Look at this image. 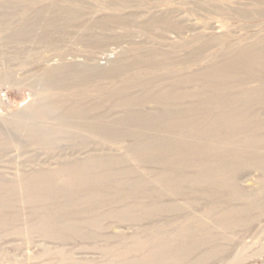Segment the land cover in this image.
Segmentation results:
<instances>
[{"label":"rangeland","instance_id":"1","mask_svg":"<svg viewBox=\"0 0 264 264\" xmlns=\"http://www.w3.org/2000/svg\"><path fill=\"white\" fill-rule=\"evenodd\" d=\"M263 82L264 0H0L1 183L21 185L36 172L59 179L60 168L70 175L93 158L101 165L84 166L102 172L99 182H59L50 200L35 201L40 189L13 197L21 216L18 228L0 226V264H264V166L238 158L264 154V145L246 144L264 143ZM130 115L148 133L113 138L132 129ZM223 116L225 129L215 126ZM101 123L99 139L91 131ZM156 143L159 156L145 149ZM198 154L197 177L216 180L203 184L211 199L186 166ZM23 198L72 208L60 221L72 228L35 229ZM245 204L247 218L225 214ZM186 237L196 250L183 256ZM212 241L221 252L200 261Z\"/></svg>","mask_w":264,"mask_h":264},{"label":"bare ground","instance_id":"2","mask_svg":"<svg viewBox=\"0 0 264 264\" xmlns=\"http://www.w3.org/2000/svg\"><path fill=\"white\" fill-rule=\"evenodd\" d=\"M262 52V51H261ZM209 75H211V74H209ZM259 88H261L262 90H260ZM258 88V90L257 91H259V92H263V90H264V82L263 83H261V86ZM77 115L78 116H83L84 115V113H80V112H78L77 113ZM133 116L134 115H130L129 117H128V119L124 122V123H126V125H128L130 128H132V129H130V130H132V131H130V130H125V131H123L122 130V128H120V127H118V130H119V132H117V133H115V134H113V138H122V137H127V136H130V137H132V136H137V135H139L140 133H145V131H142L140 128H139V126L136 128V119L133 121ZM124 120H122V122H123ZM227 117L226 116H223V117H221V118H219V120H218V122L220 123V126L219 125H215V126H217V127H220V128H224L225 129V126H227L226 124H227ZM159 123H154V124H152V127H151V129H148L149 130V132H151V130L152 129H154V128H156L155 127V125H158ZM154 125V126H153ZM167 125H169L168 127H171L172 125H170V123H167ZM80 128L79 129H83V132H85V133H87V130L88 129H91L92 127H90V126H83V128L81 127V126H79ZM163 127L161 126V129H162ZM94 129H96V130H94V131H91V133L95 136V137H97V138H102V123H101V126L100 125H96L95 126V128ZM89 131V130H88ZM60 132H64V130L63 129H61V128H58V129H56L55 131H53L52 129L50 130V131H48V132H46V133H42V135H41V138H49L50 137V140L51 139H54V138H56L55 136H56V133H60ZM49 133V134H48ZM146 133H148V131L146 132ZM145 133V134H146ZM103 134L105 135L106 133H104L103 132ZM61 135H63V134H61ZM150 135H153L152 133H150ZM111 136V135H110ZM147 136V135H146ZM138 137V136H137ZM148 137V136H147ZM7 139V138H6ZM136 141L138 142V144H139V139L137 140L136 139ZM158 142H160V143H162V141L160 140V141H158ZM247 146L248 145H253V146H255L256 147V149H258V148H262L263 147V145H264V143H262L261 141H258V142H255V141H252V140H249L247 143ZM76 146V145H75ZM159 146V144L158 143H156V145H150L149 144V146H146V150H150L151 151V149H149V148H152V150H153V154H157V156H159V153L158 152H160V151H155V148H160V147H158ZM154 148V149H153ZM162 155H163V153H162ZM191 157V160L189 161L190 163L189 164H186V166H188V167H190V168H194V169H196L195 170V175H196V179L195 180H198V185H197V187H198V189H197V191L200 193V194H204V193H206L207 191H208V196H207V198H213L212 197V195H214V194H212V192L210 191V190H208L206 187H204L203 186V184L205 183V181H209V182H216V180L213 178V177H211V176H208V178H205V180L203 181V180H200L198 177H197V173H199L200 171H201V169H200V167H201V164L199 163V160H197L196 159V156H199V154L198 155H190ZM141 157L142 158H144V159H141L139 156H138V160L140 161V160H142V161H145L146 160V157H148L147 156V154H144V155H141ZM189 158V159H190ZM238 158H239V160H241L242 161V164H243V166H248V167H256V166H264V154H259V153H251V155H249L248 156V158H246V156H244V155H241V154H238ZM89 161H95V162H97V164H98V166H100L101 165V159H98V158H93V159H85V160H79V161H77L76 163H82L83 164V166H82V170L80 169V170H78V168H76L75 170H74V172H76V173H73V171H72V174H70L69 175V173H70V170H69V167H67V166H65V167H62V168H60V170H59V172H58V174H60L61 173V175L63 174L64 175V177H61V178H59V179H57V178H55V177H53V176H51V175H48L47 173H45V172H36V173H33L32 175H31V177H29L27 180L28 181H26L25 183H22L21 185H18V183H11L10 184V186H8L7 184H5V183H1V181H0V188H2V190L4 189L6 192L5 193H0V226L1 227H4V228H6V227H16V228H18V225H16V223H17V221H18V217L20 218V216H21V211H20V208H18L17 206H15V205H11L12 203H11V201H12V198L14 197H16L18 194H21L22 192H26V190L27 189H29V190H31V191H35L36 192V190H39L40 189V191H42V193L43 194H38V195H36L37 194V192L35 193V195H33V196H35V201L37 202V201H42V200H50L51 198H53V193L51 192V188H54V187H57V184L59 183V182H63V183H65L67 186L70 184V179H71V176H78V177H80V178H82L85 182L88 180V181H95V182H99L98 180H101L102 179V177H100V176H102V172H100L97 168H95V167H90V166H84L85 164H88L89 163ZM88 162V163H87ZM75 163V162H74ZM245 163V164H244ZM70 164V163H69ZM68 164V165H69ZM231 163L230 162H228V160L226 161V162H224V161H220L219 163H217V164H215L216 166H214L215 168H222V167H224V168H228V166L230 165ZM233 165V164H232ZM70 167H73V165H69ZM110 166H112V165H110ZM234 166V165H233ZM102 167H105V168H107V166H104V165H102ZM264 168V167H263ZM78 170V171H77ZM79 171H82V172H79ZM215 174V173H214ZM199 175V174H198ZM235 177V176H234ZM139 178V177H138ZM120 179V178H119ZM263 180V179H262ZM6 181V180H5ZM124 181V180H123ZM191 179H187L186 180V184H190L191 183ZM218 183H217V185L219 186V189L221 190V188L223 187V185H224V183L222 182V180H220V179H218ZM137 182H139V181H137ZM126 183V182H125ZM200 184H202L201 186H200ZM114 185V184H113ZM120 185H122V184H120ZM141 185V184H140ZM116 186V185H115ZM132 186V185H131ZM139 186V185H138ZM143 186V185H142ZM142 186H140V187H142ZM145 186V185H144ZM5 187V188H4ZM111 187V186H110ZM118 187V186H117ZM116 187V188H117ZM135 188H137V187H135ZM139 188V187H138ZM137 188V189H138ZM184 188V187H183ZM122 189V188H121ZM156 189V188H155ZM169 189V188H168ZM167 189V190H168ZM206 189V190H205ZM157 190V189H156ZM155 190V191H156ZM177 191V190H176ZM216 191V190H215ZM91 192V191H90ZM118 192V191H117ZM156 192H158V190L156 191ZM170 192V190L168 191V193ZM84 193H86V195H87V192H84ZM151 193V192H150ZM171 193V192H170ZM177 193H179V191L177 192ZM197 193V192H196ZM115 194V196L116 195H121V193H114ZM167 194V193H166ZM179 194H181V192L179 193ZM93 195V194H92ZM106 195V194H105ZM168 195V194H167ZM173 195V194H172ZM175 195H176V193H175ZM32 196V197H33ZM85 195L83 194L82 195V197H84ZM114 196V197H115ZM133 196V195H132ZM138 196V195H137ZM166 196V195H165ZM20 197V196H19ZM55 197V196H54ZM67 197L68 198H71L72 199V197L70 196V195H67ZM87 197V196H86ZM91 197V196H90ZM163 197H164V194H163ZM231 197H232V199H234V198H236V197H239V193H236V194H232L231 195ZM226 198H228V197H226ZM118 199H119V197H118ZM17 200H19V199H17ZM73 200V199H72ZM36 202H31V199H27V200H25V198H23L22 199V202L21 203H19V204H21V205H23L24 207H26V209H28V210H26V211H28L27 212V214L25 215V217L26 218H30V220H29V222H37V225L35 226V229H38V230H40V232H43V233H48V232H50L49 234H54L55 232H58L57 234H59V233H63V231L62 230H64V229H71L72 228V226H70V224H68V223H62V222H60V221H62L63 220V218H65L66 216H64L65 214H68V213H70V212H72V213H75L76 214V212L75 211H72V208L71 209H67V210H64L62 207H61V204H58V205H56V207L54 208L53 206H54V204L52 203V205L51 204H49V206H47V205H44V204H42V203H36ZM191 203V202H190ZM16 204V203H15ZM18 204V203H17ZM161 204V203H160ZM163 204V203H162ZM155 205H158V204H155ZM166 205V204H165ZM48 207H51L52 209L51 210H49V208ZM152 207V206H151ZM249 205L248 204H245L244 206L242 205L241 206V208L240 209H232V210H227L226 212H225V214L226 215H239V214H243L246 218L248 217L247 216V214H248V210H249ZM21 208H23V207H21ZM167 208V207H166ZM160 209V208H159ZM25 210V209H24ZM24 210H23V213H24ZM54 210H55V212H54ZM166 210H168V209H166ZM10 211H11V213H10ZM124 211V210H123ZM122 211V212H123ZM149 211V210H148ZM155 211V210H154ZM159 210H157L156 212H158ZM85 212V211H84ZM213 212H214V209H213ZM10 213V214H9ZM152 213V212H151ZM188 213V212H187ZM7 214V216L6 217H4L5 215ZM35 214H36V216H35ZM60 214V215H59ZM3 215V216H2ZM191 215V214H190ZM34 216H35V219H34ZM56 216H60V218L59 219H56ZM152 216V215H151ZM194 216V215H193ZM33 218V220H31L32 218ZM112 217V216H111ZM126 217V216H125ZM195 217H196V215H195ZM194 218V217H193ZM246 218L244 219V220H246ZM91 221H93V223H94V225L95 226H98V223H99V221L97 220V219H92ZM183 221H184V218H183ZM196 221V220H195ZM197 221H198V219H197ZM97 223V224H96ZM236 223V222H235ZM186 224V223H185ZM203 223L202 224H200V223H198L197 225H196V228H198V231H201L202 232V227L203 226H205V225H203ZM207 225V224H206ZM159 226V225H158ZM198 226V227H197ZM154 227H155V225H154ZM157 227V226H156ZM186 227V226H185ZM187 230H186V232L188 231V229H189V225H187ZM207 229L209 228V227H206ZM13 229V228H12ZM203 229H204V227H203ZM93 230V229H92ZM96 230V229H95ZM185 230V229H184ZM196 230V229H195ZM48 231V232H47ZM60 231V232H59ZM189 231H190V229H189ZM206 230H203V232H205ZM82 232V231H81ZM181 232V231H180ZM185 232V231H184ZM96 233V232H95ZM56 234V233H55ZM183 234H186V233H183ZM39 235H40V233H39ZM158 235V234H157ZM160 235V234H159ZM190 234L188 233V236H189ZM192 235H194V234H192ZM98 236V235H97ZM161 236H162V234H161ZM206 236V235H205ZM208 236V235H207ZM157 236H155V238H156ZM163 237H165V236H163ZM172 237H173V235H172ZM178 237V236H177ZM181 237H184V236H181ZM180 237V238H181ZM191 236H189V238H190ZM203 237V236H202ZM66 238V237H65ZM153 238V237H152ZM155 238H153V239H155ZM176 238V237H175ZM188 237H186V239H185V242H180L179 244H180V247H181V245H182V250H180L179 249V247L177 248L178 249V251L180 252L181 251V253L182 254H184L183 252H185L186 251V253L187 254H189V255H191V251H195L196 249H194V250H191L190 248V250H187L186 248L187 247H190L193 243H190L189 241H188V239H189ZM116 238H114V240H115ZM168 239V238H167ZM177 239V238H176ZM202 239V241H206L207 240V238H199L198 237V240H201ZM163 240V239H162ZM135 241V240H134ZM152 241V240H151ZM150 241V242H151ZM155 241V240H154ZM157 241V240H156ZM208 241V240H207ZM211 241V240H210ZM197 242V241H196ZM135 243V242H134ZM134 243H133V245H134ZM140 244V242H137V244ZM154 243V242H153ZM207 243V242H206ZM209 243H211V250L209 249V250H207L206 252H204L203 251V254H202V256H203V258L201 257V255H200V257L201 258H199L200 259V261H208V260H210V259H212V258H210V256L211 257H216L217 255H219V253L221 252L220 250H218V248H220V246L217 244V243H215V242H209ZM136 244V243H135ZM142 244L143 243H141V246H142ZM200 243H198V245H199ZM161 245V244H160ZM184 245H185V247H184ZM195 245V244H194ZM175 246H178V243L177 244H175ZM161 247V246H160ZM172 247V250H173V246H171ZM192 247V246H191ZM166 247L164 246L162 249H165ZM169 248V247H168ZM192 248H194V247H192ZM199 248V247H198ZM161 249V248H160ZM169 250V249H168ZM155 251V250H154ZM153 251V252H154ZM157 251V250H156ZM153 252L152 253H150V255L152 254V256L154 257V255H153ZM171 252V251H170ZM202 252V251H201ZM155 253V252H154ZM163 253H164V250H163ZM174 253H175V251H174ZM156 254V253H155ZM173 253H171V255H172ZM181 254V255H182ZM187 254H184L183 256H186ZM166 255V254H165ZM205 255H207V256H205ZM223 255H224V253H223ZM151 256V257H152ZM164 256V255H163ZM170 256V255H169ZM208 256H209V258H208ZM150 257V258H151ZM158 257V256H157ZM165 257V256H164ZM207 257V258H206ZM159 258H160V256H159ZM166 259H168V257L166 256L165 257ZM172 258H173V255H172ZM174 258H175V255H174ZM174 258H173V260H174ZM184 258V257H183ZM186 258V257H185ZM146 259V258H145ZM154 258H152V260H153ZM155 259H157V258H155ZM176 259L177 260H181V261H185V260H182V257L178 254V255H176ZM176 259H175V261H176ZM194 259H196V258H194ZM193 259V260H194ZM143 260V259H142ZM147 260L148 259H146V262L145 263H147ZM152 260H148V261H152ZM191 260V259H190ZM235 260H238V259H236V258H234L233 259V263H230V264H238V261H235ZM132 261V260H131ZM136 261V260H135ZM159 261V260H158ZM199 261V262H200ZM198 262V261H197ZM152 263H154V262H152ZM179 263H182V262H179ZM189 263V262H188ZM194 263H195V261H194ZM2 264H3V262H2ZM144 264V263H143ZM148 264V263H147ZM193 264V263H192ZM200 264H201V262H200Z\"/></svg>","mask_w":264,"mask_h":264}]
</instances>
